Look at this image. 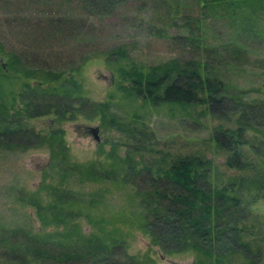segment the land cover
<instances>
[{
    "label": "trees",
    "instance_id": "16d2710c",
    "mask_svg": "<svg viewBox=\"0 0 264 264\" xmlns=\"http://www.w3.org/2000/svg\"><path fill=\"white\" fill-rule=\"evenodd\" d=\"M63 1L70 8L72 2H78L82 13L66 10L62 14L37 13L32 18L20 15V23L39 26L43 35L56 34L63 26H76L82 17L94 24L88 20L90 15L114 14L125 0ZM203 1L206 6L227 4L264 14V0ZM194 24L201 29L202 18ZM189 29L190 35L184 33L182 37L200 47L201 33H194L193 24ZM226 44L223 48L231 56L247 49L234 42ZM207 48L212 52L217 49ZM218 55L223 53L216 51ZM93 56L103 58L119 80L118 91L110 92L103 100H92L83 80L76 76L74 71L80 72L82 64L69 72L29 68L12 53L10 66L0 65V117L4 119L0 122V148L49 147L55 157L68 159L62 127L44 131L24 121L50 113L61 122L79 114L100 116L104 126L117 127L134 138L145 133L140 122L144 125L153 113L190 119L197 126H203L204 118L211 116L227 122L214 126L212 137L215 146L226 151V167L233 171L220 168L213 158L199 153H169V158L163 155L147 162L143 155L140 159L131 153L123 157L113 148L110 162L76 161L71 170L82 180L112 179L125 186L131 182L128 208L97 215L91 207L100 198L82 196L66 185L42 182L34 190L19 188L18 198L35 209L43 224L35 229L28 220L22 224L0 223V264H155L148 252H129L126 227L148 234L151 243L164 253L193 251L195 264H263L264 233L256 236L254 228L262 223L252 204L253 197L264 195V157L263 153L259 158L248 153L258 149V134L264 137L259 122L264 115V98L248 95L250 90L260 88L244 87L228 79L222 74V66L202 51L144 65L133 59L127 43H121L95 51ZM233 64L243 65L239 61ZM10 70L22 79V91L11 87ZM19 94L22 102L16 108ZM115 98L134 106L132 116L113 110ZM10 110L19 115L15 122L8 118ZM250 132L256 136H249ZM140 140L136 141L137 150L143 149ZM259 143L264 144V139ZM81 214L93 222L90 231L84 232L77 221ZM51 225L56 228L44 231Z\"/></svg>",
    "mask_w": 264,
    "mask_h": 264
},
{
    "label": "rangeland",
    "instance_id": "374dc122",
    "mask_svg": "<svg viewBox=\"0 0 264 264\" xmlns=\"http://www.w3.org/2000/svg\"><path fill=\"white\" fill-rule=\"evenodd\" d=\"M69 5L63 0L49 3L0 0V42L3 43L0 65L8 68L12 53L18 54L22 63L29 68L51 67L69 72L76 64H82L80 72L74 71L76 76L83 80L92 100H103L108 98L110 92L118 91L119 80L103 58L93 56L95 51L127 43L133 59L144 65L174 56L189 57L202 51L205 56L208 54L210 60L215 59L222 66V74L228 79L244 87L260 88L250 90L248 95L264 98V14L256 15L247 8L227 4L206 6L203 0H125L114 14L104 17L90 15L88 20L94 24L82 20L86 19L82 17L76 26H63V30L56 34L49 32L43 35L39 26L20 23V15L32 18L37 13L62 14L66 10L78 12L79 15L82 13L83 9L78 2H72V8ZM199 17L202 18L201 29L194 24ZM191 24L196 27L194 33H201L200 47L182 37L184 33L190 35ZM228 42L238 43L247 49L239 56H231L223 48ZM208 45L217 48L216 51L219 54L222 52L223 56H216V51H209ZM87 55L89 58L85 59ZM238 61L243 65L233 64ZM10 71L13 82L11 87L17 92L22 91V79L16 78L13 70ZM30 81L35 82L34 79ZM21 102L19 94L15 101L16 108L20 107ZM112 106L119 114L132 116L134 106L131 103H120L115 98ZM14 111L10 110L12 115L8 116L13 122L19 116ZM55 117L54 113H50L25 118L24 121L44 131L62 127L68 146V159H62L63 155L55 157L49 147L25 150L0 148V223L22 224L28 220L27 223H31L35 229L40 228L43 221L31 205L18 198L17 190H34L42 182L63 184L68 190L72 189L82 196L100 198L91 207L94 214L126 210L131 182L125 186L112 179L82 180L76 171L71 170L76 161L110 162L113 148L120 156L131 153L140 159L143 155L145 161L150 162L163 155L169 158V153H199L213 158L220 168L233 171L226 167V151L218 149L212 137L214 126L219 122H227L211 116L204 118L203 126H197L190 119L170 118L163 113H153L147 117L144 125L140 122L145 133L135 138L117 127L104 126L100 116L89 118L79 114L75 119L62 122ZM0 122H4L2 117ZM259 122L264 129V115ZM88 125H99L100 141L87 132ZM248 135L256 136L251 132ZM139 139L143 149L137 150L135 146ZM263 139L258 134V149L248 152L252 157L259 158L257 156L261 153L264 157V144L259 143ZM252 208L262 223V226H256L254 230L256 236L261 235L264 233V195L253 197ZM76 219L84 232L92 229L93 222L88 215L81 214ZM53 227L56 228L51 225L43 229L46 231ZM125 230L128 231L129 252L132 254L143 255L148 252L155 258V264H175L176 261L196 263L193 251L164 253L140 229L126 227Z\"/></svg>",
    "mask_w": 264,
    "mask_h": 264
},
{
    "label": "water",
    "instance_id": "95a60500",
    "mask_svg": "<svg viewBox=\"0 0 264 264\" xmlns=\"http://www.w3.org/2000/svg\"><path fill=\"white\" fill-rule=\"evenodd\" d=\"M2 62V59L0 60ZM88 129V133H91L93 135V137L97 140L100 141L101 140V135L99 133V125H88L87 126ZM175 264H193V263H182V262H178L176 261Z\"/></svg>",
    "mask_w": 264,
    "mask_h": 264
}]
</instances>
